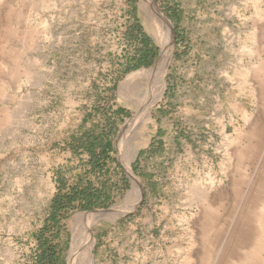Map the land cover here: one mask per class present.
Segmentation results:
<instances>
[{
  "label": "rangeland",
  "instance_id": "374dc122",
  "mask_svg": "<svg viewBox=\"0 0 264 264\" xmlns=\"http://www.w3.org/2000/svg\"><path fill=\"white\" fill-rule=\"evenodd\" d=\"M61 180L111 195L60 223L65 264L81 229L90 264H264V0H0V264L33 263Z\"/></svg>",
  "mask_w": 264,
  "mask_h": 264
},
{
  "label": "trees",
  "instance_id": "16d2710c",
  "mask_svg": "<svg viewBox=\"0 0 264 264\" xmlns=\"http://www.w3.org/2000/svg\"><path fill=\"white\" fill-rule=\"evenodd\" d=\"M143 48L139 57L128 68V71H134L141 67L149 66L157 57L158 49L155 47L150 38L144 37L141 40ZM119 110L118 113H121ZM86 153L89 154V166L91 171L98 172L100 175L107 174L108 163L113 161L110 156L113 150L110 134L103 132L97 136L87 139L83 145ZM126 184V182H125ZM111 200L110 190L106 183L101 188L95 187L90 180L81 181L74 187H68L60 182L58 192L52 200L51 212L46 220L45 227L34 237L37 241V254L32 264H65L62 258L57 241L60 236V223L67 219L69 213L74 211H90L94 208L104 206ZM49 235V236H48Z\"/></svg>",
  "mask_w": 264,
  "mask_h": 264
},
{
  "label": "bare ground",
  "instance_id": "6f19581e",
  "mask_svg": "<svg viewBox=\"0 0 264 264\" xmlns=\"http://www.w3.org/2000/svg\"><path fill=\"white\" fill-rule=\"evenodd\" d=\"M167 46H168L167 50L165 49V47H163V49H162L163 51H162L161 59H160V62H159L158 66H157V68L155 70V72L157 74H160V73H162L165 70V68H166V66H167V64H168V62L170 60V57H171V54H172V45L169 42L167 44ZM111 211L112 210H105L102 213L111 212ZM114 212H115V210H114ZM75 241H76L77 249L80 251V253H83V256H84V258L82 260H80V262L78 264H90V257H89L90 256V252H89V249L87 247V240L84 237L83 229L78 230L75 233Z\"/></svg>",
  "mask_w": 264,
  "mask_h": 264
}]
</instances>
